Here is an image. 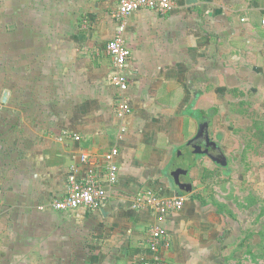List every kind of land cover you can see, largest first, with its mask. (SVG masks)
Instances as JSON below:
<instances>
[{
  "label": "crops",
  "instance_id": "obj_1",
  "mask_svg": "<svg viewBox=\"0 0 264 264\" xmlns=\"http://www.w3.org/2000/svg\"><path fill=\"white\" fill-rule=\"evenodd\" d=\"M173 1V11L140 9L125 19L126 119L117 116L122 94L107 51L118 27L115 2L0 1V264H140L151 256L158 217L133 201L148 190L186 197L162 221L168 264L258 259L249 237L231 231L227 216L236 207L212 201L206 187L219 182L233 195L245 184L236 165L247 171L250 153L264 152V0ZM204 115L226 166L206 155L184 160ZM238 133L243 145L234 142ZM112 147L120 148V173L107 201L94 211L56 210L72 166L87 167L81 154L103 173Z\"/></svg>",
  "mask_w": 264,
  "mask_h": 264
},
{
  "label": "built area",
  "instance_id": "obj_2",
  "mask_svg": "<svg viewBox=\"0 0 264 264\" xmlns=\"http://www.w3.org/2000/svg\"><path fill=\"white\" fill-rule=\"evenodd\" d=\"M108 3L115 2L117 11L114 15L118 22L117 32L107 45L108 54L113 59V70L111 73L112 84L122 94V99L117 105V116L126 119L132 112V105L126 97L130 85V79L126 68L132 55L126 37V22L132 13L140 9H149L166 13L173 11L175 3L173 0H105ZM264 25V19H263ZM127 132V127L121 129V138ZM76 140L80 139L75 135ZM120 153L119 147H112L104 154L103 165L105 171H99V163L90 158L88 153L80 156L81 164L87 165L85 170H81L79 165L71 168L68 177L67 193L63 198L57 199L54 208L58 211H72L79 208H86L94 211L99 209L108 199L111 187L119 181L120 165L117 157ZM186 197L178 196L165 198L152 190H148L134 197L133 206L135 209L152 210L158 220L150 226L149 248L151 256H142L140 264H168L164 252L170 248L167 228L162 223L163 218L172 211L180 210L184 207Z\"/></svg>",
  "mask_w": 264,
  "mask_h": 264
},
{
  "label": "rangeland",
  "instance_id": "obj_3",
  "mask_svg": "<svg viewBox=\"0 0 264 264\" xmlns=\"http://www.w3.org/2000/svg\"><path fill=\"white\" fill-rule=\"evenodd\" d=\"M234 138V142L240 145H243L247 139V137L239 133L236 134ZM250 140L256 145H261L258 137L251 136ZM235 153L240 154L238 151ZM231 154L235 156L234 153ZM250 154V163L247 164L250 167L247 171L243 169V162H240L238 164L239 166L236 165L234 168L236 175L243 178L242 182H245V184L241 186L242 188L238 185H236L238 188L234 186L233 193H231L233 195H229L224 191L223 187H225V185L221 186L219 182H215L207 185L206 192L212 196V201H214V199L222 200L223 203H226L225 206L231 205L236 207L235 209L237 211L235 215L231 211L229 216H227L228 223L232 226L231 231L235 235H242L241 237L244 236L246 238V236H248L252 244V254L257 255L256 257L258 258L254 259L252 257V260L256 261L252 262V264H264V152L261 149L260 152L256 151ZM190 157V155H187L184 157V160L188 162V160L191 159ZM235 159L237 160V158ZM247 159L249 158L247 157ZM243 193H245L248 198V200L246 199V203L242 202Z\"/></svg>",
  "mask_w": 264,
  "mask_h": 264
},
{
  "label": "water",
  "instance_id": "obj_4",
  "mask_svg": "<svg viewBox=\"0 0 264 264\" xmlns=\"http://www.w3.org/2000/svg\"><path fill=\"white\" fill-rule=\"evenodd\" d=\"M7 95L8 91H5L2 101H6ZM211 125L212 117L204 115L196 135L186 143L184 149L193 160L196 159L199 155H206L210 157L215 163L226 166L228 165L229 158L226 155V151L222 147L221 143L210 137L209 128ZM168 180L170 186L174 187L175 183L173 181V178L169 176ZM187 180L188 181L185 187V191L191 192L192 184L189 179ZM177 193H179L178 189Z\"/></svg>",
  "mask_w": 264,
  "mask_h": 264
}]
</instances>
